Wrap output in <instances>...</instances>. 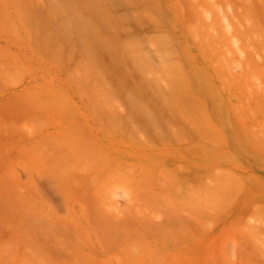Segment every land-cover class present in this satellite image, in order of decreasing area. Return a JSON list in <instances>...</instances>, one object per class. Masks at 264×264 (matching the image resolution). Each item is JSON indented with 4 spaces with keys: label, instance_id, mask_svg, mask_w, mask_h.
<instances>
[{
    "label": "rangeland",
    "instance_id": "rangeland-1",
    "mask_svg": "<svg viewBox=\"0 0 264 264\" xmlns=\"http://www.w3.org/2000/svg\"><path fill=\"white\" fill-rule=\"evenodd\" d=\"M0 264H264V0H0Z\"/></svg>",
    "mask_w": 264,
    "mask_h": 264
},
{
    "label": "bare ground",
    "instance_id": "bare-ground-1",
    "mask_svg": "<svg viewBox=\"0 0 264 264\" xmlns=\"http://www.w3.org/2000/svg\"><path fill=\"white\" fill-rule=\"evenodd\" d=\"M228 28V27H227Z\"/></svg>",
    "mask_w": 264,
    "mask_h": 264
}]
</instances>
